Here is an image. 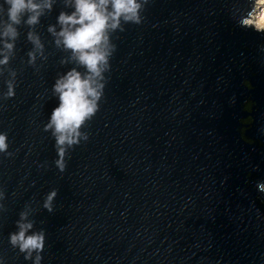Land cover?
<instances>
[{
	"label": "water",
	"instance_id": "water-1",
	"mask_svg": "<svg viewBox=\"0 0 264 264\" xmlns=\"http://www.w3.org/2000/svg\"><path fill=\"white\" fill-rule=\"evenodd\" d=\"M141 3L140 25L110 33L116 49L99 110L79 143L65 146L63 173L44 130L58 103L52 85L84 69L48 28L58 32L57 16L72 9L52 0L38 23L25 15L15 25L11 51L0 43L4 264L38 255L25 260L8 241L21 213L29 234L45 233L40 264H264V34L238 23L252 0ZM4 7L0 0V30Z\"/></svg>",
	"mask_w": 264,
	"mask_h": 264
},
{
	"label": "clouds",
	"instance_id": "clouds-1",
	"mask_svg": "<svg viewBox=\"0 0 264 264\" xmlns=\"http://www.w3.org/2000/svg\"><path fill=\"white\" fill-rule=\"evenodd\" d=\"M66 3L72 11L60 12L57 16L60 30L57 32L55 26H49L48 31L56 37L55 44L69 51L70 59L84 71L72 68L59 76L52 85L58 103L51 110L44 130H51L55 138L57 158L54 164L60 173L66 168L65 146L71 147L79 143V129L99 110V101L105 88L104 73L110 70V57L116 49V45L111 42L110 33L123 31L121 22L140 25L143 22L140 10L144 6L141 0H66ZM144 3H147V0H144ZM4 6L7 23H4L0 30V43L3 49L11 51L13 44L7 40H14L18 35L15 25L20 24L25 15L27 19L24 23L29 26L38 23L43 11L51 9L52 0H4ZM238 23L241 28L264 34V0H252L250 9ZM28 39L37 49L42 48L38 37L32 33L28 34ZM28 55L30 60H34L32 52ZM0 57V65L8 62V56L3 50H0ZM244 84L250 87L247 81H244ZM7 88V96L13 97V85L9 83ZM230 102L235 101L233 99ZM249 109L246 107V110ZM7 151V134L0 132V153ZM257 190L264 193V183H258ZM56 196L57 191L52 189L44 197L42 206L49 213L53 211L52 202ZM25 219L26 214L21 213L20 221ZM20 221L16 225L18 230L9 233L8 241L24 254L25 260L30 259L34 251L38 253L34 264H40L42 256L39 253L44 249L45 233L40 231L29 234L32 223ZM0 264H4L2 258Z\"/></svg>",
	"mask_w": 264,
	"mask_h": 264
}]
</instances>
